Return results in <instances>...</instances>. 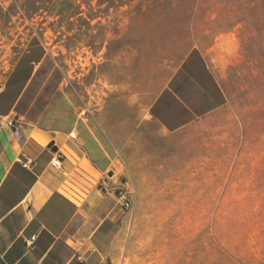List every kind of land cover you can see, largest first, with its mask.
<instances>
[{
	"label": "crops",
	"instance_id": "0c3cea01",
	"mask_svg": "<svg viewBox=\"0 0 264 264\" xmlns=\"http://www.w3.org/2000/svg\"><path fill=\"white\" fill-rule=\"evenodd\" d=\"M235 35L225 28L210 44L193 36L143 42L159 54L145 79L120 95L118 86L95 89L84 106L70 91H50V74L40 80L50 53L31 44L0 85V264H167L148 257L160 248L134 246L129 222L167 219L151 207L228 197V182L190 175L245 167L243 123L208 54L235 47ZM124 181L135 189L130 211L117 192Z\"/></svg>",
	"mask_w": 264,
	"mask_h": 264
},
{
	"label": "rangeland",
	"instance_id": "374dc122",
	"mask_svg": "<svg viewBox=\"0 0 264 264\" xmlns=\"http://www.w3.org/2000/svg\"><path fill=\"white\" fill-rule=\"evenodd\" d=\"M225 28L235 31L237 45L223 43L208 54L243 123L245 167L190 175L191 181L229 183L219 205L151 207L167 219L135 227L129 222L139 251L163 252L149 254L152 260L264 264V0H0V85L19 56L39 42L50 53L40 80L50 74V91H70L80 106L95 89L115 93L118 86L120 95L145 79L159 54L142 48L143 42L193 36L210 44ZM188 213L198 219L185 220Z\"/></svg>",
	"mask_w": 264,
	"mask_h": 264
},
{
	"label": "built area",
	"instance_id": "2783aa9c",
	"mask_svg": "<svg viewBox=\"0 0 264 264\" xmlns=\"http://www.w3.org/2000/svg\"><path fill=\"white\" fill-rule=\"evenodd\" d=\"M61 157L57 156L54 161L53 165L55 167H61ZM112 180V175L106 174L105 178L102 181V185L106 187L109 182ZM118 194L120 197L124 199V207L126 210H132L134 207V201H133V196L135 194V189L134 187L127 181H124L122 186L117 189ZM35 238L31 239L29 244L33 245Z\"/></svg>",
	"mask_w": 264,
	"mask_h": 264
},
{
	"label": "water",
	"instance_id": "95a60500",
	"mask_svg": "<svg viewBox=\"0 0 264 264\" xmlns=\"http://www.w3.org/2000/svg\"><path fill=\"white\" fill-rule=\"evenodd\" d=\"M53 144H54V141H53V142H51L50 146H53ZM56 149H57V147H56V146H54V150H56Z\"/></svg>",
	"mask_w": 264,
	"mask_h": 264
}]
</instances>
